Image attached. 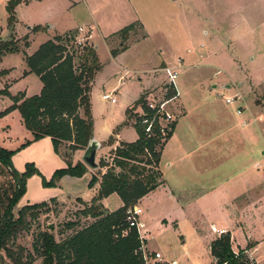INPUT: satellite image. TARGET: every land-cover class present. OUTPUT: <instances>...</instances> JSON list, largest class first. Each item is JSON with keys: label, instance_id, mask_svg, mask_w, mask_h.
<instances>
[{"label": "rangeland", "instance_id": "374dc122", "mask_svg": "<svg viewBox=\"0 0 264 264\" xmlns=\"http://www.w3.org/2000/svg\"><path fill=\"white\" fill-rule=\"evenodd\" d=\"M9 1L11 0H0V41L9 39L11 35L7 12ZM15 13L17 22L12 35L17 41V53H8L5 50L0 53V98L6 96L3 92H8L6 88L8 85L3 78L8 73L2 66L5 57L11 54L23 57L28 54L27 52L35 53L43 43L73 32L76 37L75 43L81 52L85 45L100 46L97 55L104 69L99 74L93 93V103L96 118L107 117L110 102L101 101L96 97L104 92L109 93L116 82L113 75V56L104 43V37L111 34L108 38L112 49L121 50L123 47L131 46L126 58L128 63L137 66L150 67L166 59L182 61L191 57L190 60L195 67L190 68L184 63L187 68L182 67L178 80L184 98H188L189 94L195 91L200 93L198 96L202 102L210 99L222 110L242 105L239 111L246 112L237 119L236 131L246 137L245 141L255 151L253 158L260 161L261 166L264 165V0H30L28 5L17 6ZM49 26H54V29L50 31ZM129 26L132 29L128 33L122 32ZM36 27H40V30L36 31ZM77 40L81 44H77ZM71 47L72 44L69 45L68 51H71ZM201 54L204 58L202 61L199 58ZM114 58L119 60V56ZM11 60H16L17 67L20 66V57L14 55ZM76 65L78 66V63ZM220 73L218 78L215 77ZM142 76L131 75L127 80L128 85L131 87L132 83H137L138 77ZM218 79L221 80L220 83L228 82L231 89L212 92L210 88ZM38 84L40 85L38 78L31 76L26 79L23 86L29 85L30 90L34 91ZM218 93L224 95V98H216ZM116 96L120 98V93L117 92ZM227 96L235 99V103L230 107L224 105L222 101H225ZM122 104L120 102L117 106ZM137 107L135 104L129 110V114L134 115ZM1 108L2 103L0 111ZM177 111L181 115L179 104ZM11 113L0 116V145L14 148L23 140L20 116L11 117L6 124L13 129L11 136L9 135L13 138L12 141L7 140L8 135L2 130L4 123L2 120ZM252 115L256 123L243 126V120L248 117L252 121ZM212 130L213 133L208 134L207 131L206 135H213L216 129ZM217 132L221 133L218 129ZM17 139L20 142H17ZM67 147V144H63L60 149L62 154H66ZM175 150L172 146L169 152L173 154ZM110 151L111 148H108L100 153L97 162L100 164L101 160L107 157L109 164H112L114 158L111 155L115 150L113 153ZM253 158L250 157L251 160ZM240 159H243L242 155ZM205 160L208 168L214 162L211 159ZM186 162L182 161V164L176 165L174 171L184 169ZM218 162L220 165L205 176L209 180L208 192L211 188L223 184L222 177L228 176L227 172L233 165L231 159L222 158L218 159ZM263 169L260 168V171L263 172ZM100 170L106 171V168ZM250 172L256 173L252 169ZM97 175L99 176V173ZM226 185L225 182L224 186ZM175 187L174 191L169 189L170 192H174V198H170L168 190L159 189L144 199L140 205L139 203L135 205L143 209L142 218L146 219L147 229L151 234L145 242V247L150 240L152 250L146 247L147 252L150 255L159 252L168 261L176 260L180 264H217L210 253L209 240L211 223L218 222V218L224 217L226 211V207L220 205V202L223 204L225 201L219 195L221 191H218L216 196L208 194L206 200L201 198L190 200L189 198L192 199L191 196L196 193L195 189L186 191L177 185ZM16 189L17 184L10 170L0 165V222ZM77 199H70L67 202L51 201L48 203L49 208L40 210L36 219L28 216L25 227L9 242L8 247L15 252L23 248L24 261L29 260L31 255L33 264H45V258L34 250L39 234L53 227L51 232L56 240L61 242L78 230L69 229L71 223L80 221L82 227L93 222L79 214L85 208V203ZM21 209L18 203L14 208L15 217H18ZM163 220L171 221L170 226H162ZM172 222L179 224L178 229H175ZM198 231H202L203 235L198 234ZM255 243L258 247L255 253L256 262L264 264V234L259 232L255 237ZM2 254L5 257V252ZM246 256L251 263H255L252 256L247 254ZM1 262L11 264L6 257Z\"/></svg>", "mask_w": 264, "mask_h": 264}, {"label": "crops", "instance_id": "0c3cea01", "mask_svg": "<svg viewBox=\"0 0 264 264\" xmlns=\"http://www.w3.org/2000/svg\"><path fill=\"white\" fill-rule=\"evenodd\" d=\"M27 1L28 2H26V0L23 1L22 4L28 5L30 0ZM49 27L48 29L50 31L54 29V26ZM108 37H104V43L107 48L110 49L112 55V44L110 43ZM94 47L98 54V49L100 47L99 44H96ZM130 47L131 46H128L125 51L120 52L119 55H117L119 56V60L113 57V75L116 82L112 86L110 92H104L101 96L98 95L96 97V99L106 101L103 99L104 95L110 94L116 90L120 93V98L116 96L117 92L113 95L116 99V103H111L109 101L110 112L107 117H99L97 119L93 103V93L100 77L99 74L104 69L102 64V69L97 73L92 84L90 103L94 121V140L101 145V148L97 152V158L100 153L105 152L108 148H111L110 152L113 153V151L116 150L121 143H134L139 139V134L135 127L134 115H131V113L129 114V110H131L132 107L139 102L144 91L161 85L163 77L158 74H154V70L165 65L179 67L177 61L178 59H176V61L173 59H166L161 61L159 64L157 63L150 67H146L144 65L137 66L128 63L126 56ZM27 53L28 54L23 57L18 54H11L5 57L3 61V70L8 72L3 78L8 85L6 87L7 91L12 97L24 94L26 98H31L33 96H39L43 90V84L40 78L35 74L30 73V69L26 62V57L32 56L34 53ZM14 55L16 57H20L21 59L19 67L16 65V60H11V57ZM190 58L182 59V66H180L181 69L185 66L184 63H186L190 68L195 67ZM199 58L201 61L204 59L202 54ZM219 71L221 72V70H218V72ZM214 74H216V72ZM131 75L143 76L138 77V82L132 83L130 87V85H128L129 81L127 80L131 78ZM220 75L221 73L215 77L218 78ZM31 76H36L40 83L34 91L30 90L29 85L23 86L26 79ZM123 77H126L125 84H121ZM229 79L236 85L231 78ZM220 81L221 80L218 79L214 82V84L212 83L213 85L210 88L212 92L231 89V85L229 86L228 82L220 83ZM109 82L110 81L107 83L109 84ZM178 88L181 94L179 101L181 115L177 120L171 138L168 140L162 151L159 169L163 175V184L153 192L143 197L138 203L140 205L144 199L148 198L159 189H166L168 191L171 189V191H174L176 189L175 185L179 188L185 189L186 191L195 189L196 193L191 196L192 199L189 198L190 200H197L196 198L206 200L208 194L216 196L218 191H221L219 192V195L223 197L225 201H223V204L220 202V205H222V207H226V211L223 214L224 217L218 218V222L211 223L209 240L210 253L212 242L221 235L229 233L231 235L232 249L234 253L237 254L240 250H244L247 255L252 256L253 260H255V263L257 264L255 253L257 252L258 247L257 243H255V237L259 232L264 234V171L261 172L260 169H257L256 166L260 164V161H256V159L253 158V156H255V151L252 149L250 144L245 141L246 137L241 136L240 132L236 131L238 123L237 119L243 116L246 110H242L241 112L239 111L242 105H239L236 108L231 107V109L228 108L222 110L210 99H205V102H202L201 97L198 96L200 93H195V91H192L188 98H184V92L182 91L180 84H178ZM237 90L241 94L238 87ZM222 96L224 95H220L219 93L216 94V98H224ZM227 98H232V96H227ZM222 101L224 102V105L229 107L235 103L227 104L226 100ZM0 102L2 103L0 114L14 104L12 99L8 96H2L0 98ZM120 102L123 104L121 106H117ZM245 103L251 112L246 101ZM14 116H20L19 124L22 128L23 140L20 142V140L17 139L16 141L20 142V144L14 148L11 146H0L5 150L14 153L12 157V164L20 174H23L26 171L27 165H34L35 169L49 182L56 171L68 168V161L63 157L62 153L61 155L55 152L52 139L50 137H45L41 140L35 141L33 133L25 128L22 116L18 110L12 112L7 118L2 120L4 122L2 124V130L8 135L7 140H13V138L10 137L13 129L6 124L9 123L8 119ZM251 118L252 121L248 117L245 118L242 125L246 127L251 124H255L256 120L253 115ZM212 129H216V132L213 135L211 134L210 136H207V131L208 134L209 132L213 133ZM217 129L221 133L218 134ZM111 137L114 141L112 144H109L108 141ZM172 146L176 149L175 152L172 151L174 155L169 152L171 151ZM86 149L87 148L83 151L78 150L73 154L70 160L73 166L78 163L86 165L83 161ZM241 155L243 157L242 160L240 159ZM112 156L113 154L111 157ZM250 157L253 159L251 160ZM222 158L228 160L231 159L233 164L232 168L228 170L227 177H222L221 181H223V184L218 186L220 188H216L215 186L208 192L209 186L207 185V182L209 180L205 176L208 172H212L214 168H217L218 165H220L218 159ZM103 159L109 161V158L107 157H104ZM205 159H211L214 161L210 164L209 168L206 165L207 160ZM182 161H187L185 168L181 169V171L179 169H175L174 171V167L182 164ZM234 164H236L235 167ZM87 168L89 171L83 177L76 178L65 176L60 182H58L57 187L55 188H45L43 186L42 177L38 175L32 176L27 180V191L19 202V208L49 203L51 201L67 202L68 200L75 198H78L77 200L81 199L85 204L90 205L92 199L98 194L100 184L97 183L93 188H90L89 184L93 176L97 175L99 171L101 172L102 169L100 170L99 167L97 170H92L88 166ZM250 169L256 173H251ZM105 172L106 171H102V173ZM98 177L100 178V176ZM225 182L227 184L226 186H224ZM173 194L174 192L169 191L170 198H174ZM102 204L110 213H113L123 207V202L117 194H113L110 197L105 198L102 201ZM141 219L147 229L148 225L146 219L142 217ZM158 224L159 223H157V225ZM170 224L171 221H162V226L168 227ZM173 226L175 229H178L179 224L174 223ZM198 234L203 235V232L198 231ZM150 235L151 234L148 231L147 237ZM148 242L149 243H147L146 247L147 249L152 250L150 240ZM249 246L251 248H249ZM214 261L217 263L216 259H214Z\"/></svg>", "mask_w": 264, "mask_h": 264}, {"label": "trees", "instance_id": "16d2710c", "mask_svg": "<svg viewBox=\"0 0 264 264\" xmlns=\"http://www.w3.org/2000/svg\"><path fill=\"white\" fill-rule=\"evenodd\" d=\"M22 3L23 0L8 2L11 35L9 39L0 41V53L3 50L17 53V41L12 33L17 22L15 9ZM131 26L122 32L128 33ZM35 30L39 31L40 27ZM75 42V34L68 32L44 43L32 56L26 57L30 73L39 77L43 84L39 96L26 98L24 94H19L12 97L8 92H3L12 99L14 105L0 116L18 110L25 128L33 133L35 141L50 137L57 154H61V147L67 144L68 153L63 154V157L68 161V168L56 171L49 182L34 165H27L26 171L20 174L12 164L14 153L0 146V165L10 170L17 184L16 192L0 222V264H8L1 262L5 257L11 264L34 262L31 255L29 260L24 261L23 248L15 252L8 247L9 242L25 227L28 216L36 219L40 210L49 208L48 203L25 206L15 217L14 208L27 191V180L38 175L42 177L45 188H55L65 176L81 178L88 172L86 165L78 163L73 166L70 160L76 151L87 148L94 139L90 92L102 65L95 47L85 45L82 53ZM70 44L71 51H68ZM126 49L113 50L112 56L116 57ZM139 104L140 100L136 105ZM136 127L139 139L134 143H121L113 153L112 164L102 159L99 167L106 168V172L99 171L100 178L94 175L89 184L93 188L99 183L100 189L91 204H84L85 208L79 214L93 222L82 227L80 221L71 223L68 228L78 230L61 242L51 232L53 227L39 234L34 250L45 258V264H145L139 234L136 229L129 228L126 213L163 184L159 164L162 151L172 133L164 138L156 131L155 137L146 138L143 129L139 125ZM113 141L111 137L108 143L112 144ZM113 194L120 197L123 207L110 213L102 201ZM2 252H5V257ZM211 255L217 264H256L250 262L244 250L234 253L229 233L212 242Z\"/></svg>", "mask_w": 264, "mask_h": 264}, {"label": "built area", "instance_id": "2783aa9c", "mask_svg": "<svg viewBox=\"0 0 264 264\" xmlns=\"http://www.w3.org/2000/svg\"><path fill=\"white\" fill-rule=\"evenodd\" d=\"M77 44H81V42L77 40ZM178 66L179 67L165 65L154 70V74L162 76L163 81L159 87L144 91L140 99V104L134 111V115H136L135 125H139L143 129L146 138L155 137L156 131L165 138L170 133H173L175 129L177 120L180 117L177 106L181 98L178 80L182 61H178ZM125 79L126 77L122 78L121 84H125ZM117 91L118 90L104 95L103 99L111 103H116V99L113 95ZM225 100L227 104H232L235 101L233 98H225ZM256 167L260 169L264 168V165L261 166L258 164ZM126 215L129 228L136 229L139 234L141 241L140 250L145 264H179L176 260L168 261L162 257V254L159 252H155L153 255L147 252L145 242L148 240V230L141 219L143 211L140 207H130Z\"/></svg>", "mask_w": 264, "mask_h": 264}, {"label": "water", "instance_id": "95a60500", "mask_svg": "<svg viewBox=\"0 0 264 264\" xmlns=\"http://www.w3.org/2000/svg\"><path fill=\"white\" fill-rule=\"evenodd\" d=\"M100 148L101 145L96 140L93 139L89 143L85 151L83 161L92 170H97L99 168V164L96 162V159H97V152Z\"/></svg>", "mask_w": 264, "mask_h": 264}]
</instances>
